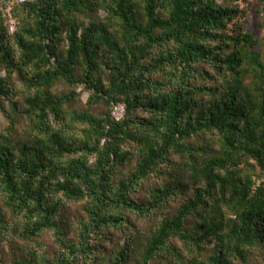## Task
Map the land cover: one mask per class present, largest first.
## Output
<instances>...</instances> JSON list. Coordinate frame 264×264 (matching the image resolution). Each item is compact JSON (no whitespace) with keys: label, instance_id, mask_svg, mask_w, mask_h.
Segmentation results:
<instances>
[{"label":"trees","instance_id":"trees-1","mask_svg":"<svg viewBox=\"0 0 264 264\" xmlns=\"http://www.w3.org/2000/svg\"><path fill=\"white\" fill-rule=\"evenodd\" d=\"M8 1L0 0V112L10 120L0 131V239L32 244L51 231L60 247L53 258L13 249L14 264H149L174 237L192 249L214 241L215 264H226L223 252L264 246V183L251 192L239 167L244 158L264 167V62L253 33L232 27L246 0H29L12 8V35ZM253 1L264 12V0ZM58 80L73 89L53 92ZM78 85L89 105L108 111H66ZM119 102L125 113L115 120ZM17 115L31 120L27 137L14 135ZM205 132L215 135L210 143L189 142ZM132 157L130 177L116 180ZM148 174L162 184L151 200L132 198ZM184 179L193 191L172 217L149 235L133 231L112 259L95 262L92 241L103 229L125 227L127 212L149 215L179 188L189 190ZM65 201H84L76 241L67 237ZM223 208L234 218L225 220Z\"/></svg>","mask_w":264,"mask_h":264},{"label":"rangeland","instance_id":"rangeland-1","mask_svg":"<svg viewBox=\"0 0 264 264\" xmlns=\"http://www.w3.org/2000/svg\"><path fill=\"white\" fill-rule=\"evenodd\" d=\"M240 12L236 15V18L233 20L235 26L233 28L241 27L244 30H250L253 35L258 39V45L254 46L252 49L259 51L260 61L264 62V12L260 4L256 3L253 0L241 1ZM97 15L100 19H103L107 16L106 12L99 8ZM9 33V32H8ZM10 34V33H9ZM12 35V34H10ZM66 46V41L61 43V48L64 49ZM249 66L250 65H246ZM204 69L209 73L213 72V69L209 65H204ZM0 74L4 75V70L0 69ZM209 83V80H206ZM246 83L250 84L252 81V73L249 71V74L245 79ZM12 83L16 86L17 89L23 88L22 81L14 75L12 77ZM263 86H264V76H263ZM73 87L67 85L64 81L58 80L54 83L52 91L55 93H66L72 90ZM78 93L75 100L65 106V110L69 111L73 108L76 110L82 111L88 109L95 116L100 117L108 111V107L102 103L98 102L97 104L89 105L88 96L89 91L85 90L83 85H78L76 88ZM122 103V102H120ZM118 104V103H117ZM123 104V103H122ZM116 105V104H115ZM114 105V106H115ZM114 108V107H113ZM111 109V112L113 110ZM110 112V113H111ZM27 117L23 115L14 116L13 126H14V135L18 137H27L31 130L29 125L31 124ZM53 126H56L55 123H52ZM10 126V120L0 112V131H6ZM215 137L213 133L205 132L201 137H192L189 139V142L193 145H202L204 143H210V138ZM128 142V145H130ZM174 161H179L178 156H172ZM241 169V174L246 175L251 180V192H254L256 186L264 183V167L258 166L256 161L252 158L242 159V162L239 165ZM135 168V158L132 157L128 162L117 167L116 172L114 173V178L118 179H127L130 177L131 172ZM163 178L158 175L148 174L145 179H143L139 185L130 193V196L138 201H147L151 200L150 194L152 193V188L159 187L162 184ZM165 181V179H164ZM182 184L188 185L189 190L184 188L176 190V192L161 205L158 209L152 211L149 215L137 217L131 212L126 213L127 225L123 228L117 227H107L101 231V234L95 239L93 243L97 246V251L94 254V259L96 263H99V259L104 258L105 261L112 259L113 255L125 246L126 241L133 231H141L144 235H149L152 233L158 226V223L165 217H172L177 208L182 205L193 191V185L190 184V180H182ZM82 202H67L65 201V219L67 224H70V228L67 233V237L78 239L77 235L79 232V227L77 220L85 217L83 210ZM224 219H233L234 216L229 210L223 208ZM10 222H13V218L9 216L8 219ZM194 228V217H187L186 224L184 229L190 231ZM168 250L157 255L154 259H151L149 264H194L195 261H203L207 264H215L210 259L213 256V253L216 252L215 249H218L215 246V242L209 241L208 238H205L204 242L201 243L200 249H192L189 245H184L183 242L174 237L167 242ZM17 253H23L30 249H35L42 253L43 255L53 258L54 254L60 250V247L52 235L51 231H45L43 235L37 238V240L28 244L26 241L14 237L13 234H10L9 238L0 239V264H14L13 263V249H17ZM226 257V264H264V246L262 245H253L251 247L243 248L242 256L238 255L236 252L228 253L223 252ZM76 264H83L82 262H77ZM135 264V263H128Z\"/></svg>","mask_w":264,"mask_h":264},{"label":"built area","instance_id":"built-area-1","mask_svg":"<svg viewBox=\"0 0 264 264\" xmlns=\"http://www.w3.org/2000/svg\"><path fill=\"white\" fill-rule=\"evenodd\" d=\"M29 0H9L7 5L5 6L4 10V15L6 17V23H7V30L10 34H12L16 30V19L12 13V8L14 5L18 3H24ZM125 113V105L124 103H118L114 106L111 115L113 119L115 120H120L123 118Z\"/></svg>","mask_w":264,"mask_h":264}]
</instances>
